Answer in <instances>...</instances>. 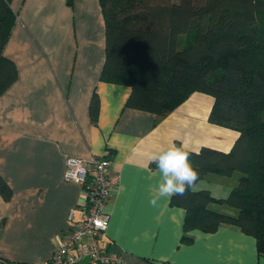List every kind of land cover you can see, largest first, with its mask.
<instances>
[{
  "label": "crops",
  "instance_id": "1",
  "mask_svg": "<svg viewBox=\"0 0 264 264\" xmlns=\"http://www.w3.org/2000/svg\"><path fill=\"white\" fill-rule=\"evenodd\" d=\"M10 7L16 18L3 56L17 78L0 94V174L12 189L10 200L0 196V264H39L52 254L73 227L68 212L81 198L80 187L63 180L66 157L107 153L117 186L102 244L122 264H264L255 239L233 226L193 230L191 243H181L184 210L166 198L149 203L158 179L152 157L161 148H231L237 132L208 120L213 98L193 92L164 117L125 107L130 86L100 79L105 32L98 0H10ZM94 92L96 122L89 115ZM237 177L208 173L196 188L224 197Z\"/></svg>",
  "mask_w": 264,
  "mask_h": 264
},
{
  "label": "trees",
  "instance_id": "2",
  "mask_svg": "<svg viewBox=\"0 0 264 264\" xmlns=\"http://www.w3.org/2000/svg\"><path fill=\"white\" fill-rule=\"evenodd\" d=\"M98 1L105 32L100 79L130 86L125 107L164 117L201 92L213 98L209 122L237 132L228 151L186 149L199 181L208 173L238 177L224 197L195 187L169 200L185 213L180 242L191 243L193 230L228 225L252 236L264 257V0ZM15 18L10 0H0V94L17 78L14 62L3 56ZM98 113L94 92L92 122ZM0 196H12L1 174ZM4 225L0 219V232Z\"/></svg>",
  "mask_w": 264,
  "mask_h": 264
},
{
  "label": "built area",
  "instance_id": "3",
  "mask_svg": "<svg viewBox=\"0 0 264 264\" xmlns=\"http://www.w3.org/2000/svg\"><path fill=\"white\" fill-rule=\"evenodd\" d=\"M109 165L107 155L66 157L63 180L78 185L81 198L68 212L73 227L61 234L56 249L39 264H122L120 254L102 244L110 219L109 199L117 186Z\"/></svg>",
  "mask_w": 264,
  "mask_h": 264
},
{
  "label": "clouds",
  "instance_id": "4",
  "mask_svg": "<svg viewBox=\"0 0 264 264\" xmlns=\"http://www.w3.org/2000/svg\"><path fill=\"white\" fill-rule=\"evenodd\" d=\"M157 168V182L150 192L149 203L155 206L161 199L171 200L195 189L200 173L190 161V153L183 146L172 144L161 148L152 157Z\"/></svg>",
  "mask_w": 264,
  "mask_h": 264
},
{
  "label": "rangeland",
  "instance_id": "5",
  "mask_svg": "<svg viewBox=\"0 0 264 264\" xmlns=\"http://www.w3.org/2000/svg\"><path fill=\"white\" fill-rule=\"evenodd\" d=\"M236 183H237V180L234 182V185L233 186H235L236 185ZM225 210L227 211V209L225 208ZM229 211H231V210H229Z\"/></svg>",
  "mask_w": 264,
  "mask_h": 264
}]
</instances>
